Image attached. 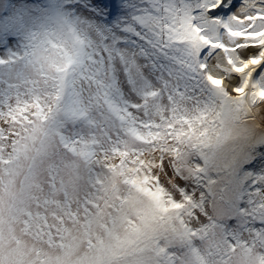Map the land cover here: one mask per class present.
Returning <instances> with one entry per match:
<instances>
[{
  "label": "snow or ice",
  "instance_id": "obj_1",
  "mask_svg": "<svg viewBox=\"0 0 264 264\" xmlns=\"http://www.w3.org/2000/svg\"><path fill=\"white\" fill-rule=\"evenodd\" d=\"M0 264H264V0H0Z\"/></svg>",
  "mask_w": 264,
  "mask_h": 264
}]
</instances>
